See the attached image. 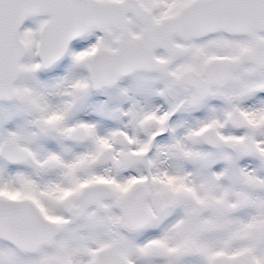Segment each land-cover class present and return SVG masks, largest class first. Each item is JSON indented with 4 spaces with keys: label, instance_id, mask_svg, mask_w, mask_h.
Masks as SVG:
<instances>
[{
    "label": "snow or ice",
    "instance_id": "obj_1",
    "mask_svg": "<svg viewBox=\"0 0 264 264\" xmlns=\"http://www.w3.org/2000/svg\"><path fill=\"white\" fill-rule=\"evenodd\" d=\"M0 264H264V0H0Z\"/></svg>",
    "mask_w": 264,
    "mask_h": 264
}]
</instances>
